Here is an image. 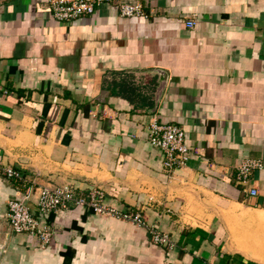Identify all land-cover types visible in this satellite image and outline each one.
Returning a JSON list of instances; mask_svg holds the SVG:
<instances>
[{"label":"crops","instance_id":"0c3cea01","mask_svg":"<svg viewBox=\"0 0 264 264\" xmlns=\"http://www.w3.org/2000/svg\"><path fill=\"white\" fill-rule=\"evenodd\" d=\"M129 1L145 15L103 3L68 22L0 0V163L35 182L36 212L39 186L101 187L175 246L71 202L41 247L12 230L0 172V264H264V168L257 195L237 183L244 158L264 161V0ZM154 121L185 129L188 164L166 171Z\"/></svg>","mask_w":264,"mask_h":264},{"label":"built area","instance_id":"2783aa9c","mask_svg":"<svg viewBox=\"0 0 264 264\" xmlns=\"http://www.w3.org/2000/svg\"><path fill=\"white\" fill-rule=\"evenodd\" d=\"M103 3H112L122 17H141L145 9L140 2L129 0H46L51 17L59 21H75L84 15L93 14ZM195 21L189 19L187 27H193ZM148 140L151 145L161 151L164 168L168 173L188 164L192 156L191 147L186 143L185 129L176 123L151 124ZM264 161L260 157H246L237 167V183L244 192L251 196L259 193L256 186H252V175L255 170H262ZM0 172L16 183L17 193L7 202V218L16 233H25L36 237L45 247L54 239V229L49 216L62 209H67L69 203L74 202L99 215H109L130 221L145 227L152 235L156 244L174 248L175 242L168 232L148 223L140 210L126 209L112 205L106 200V193L101 187H91L89 194L77 195L72 185H42L38 187L36 212L30 205L33 200L35 182L26 177L20 170L0 163Z\"/></svg>","mask_w":264,"mask_h":264},{"label":"water","instance_id":"95a60500","mask_svg":"<svg viewBox=\"0 0 264 264\" xmlns=\"http://www.w3.org/2000/svg\"><path fill=\"white\" fill-rule=\"evenodd\" d=\"M161 89H162V87L160 86V87L158 88V92H160V91H161Z\"/></svg>","mask_w":264,"mask_h":264},{"label":"trees","instance_id":"16d2710c","mask_svg":"<svg viewBox=\"0 0 264 264\" xmlns=\"http://www.w3.org/2000/svg\"><path fill=\"white\" fill-rule=\"evenodd\" d=\"M93 212V211H92Z\"/></svg>","mask_w":264,"mask_h":264}]
</instances>
